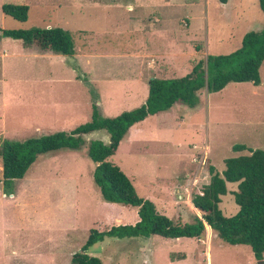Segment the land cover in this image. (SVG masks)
I'll return each instance as SVG.
<instances>
[{
    "label": "rangeland",
    "instance_id": "374dc122",
    "mask_svg": "<svg viewBox=\"0 0 264 264\" xmlns=\"http://www.w3.org/2000/svg\"><path fill=\"white\" fill-rule=\"evenodd\" d=\"M5 3L28 5L27 19L3 14ZM47 26L69 30L75 54L24 48L0 33V142L72 130L90 119L93 94L107 116L138 107L150 78L181 77L208 54L236 50L246 32L264 26V13L258 0H0V28ZM259 73L257 85L229 82L201 91L195 107L178 103L149 115L108 159L158 212L186 221L201 216L191 197L208 184V165L221 173L224 159L264 149V61ZM108 137L104 130L85 135L87 142ZM234 144L246 149L234 151ZM94 167L87 143L38 155L10 188L0 164V264H69L92 229L136 222L135 208L102 198ZM226 187L219 206L231 216L238 211L231 193L237 183ZM88 253L103 264L259 261L248 245L229 244L206 226L200 239L106 237Z\"/></svg>",
    "mask_w": 264,
    "mask_h": 264
},
{
    "label": "trees",
    "instance_id": "16d2710c",
    "mask_svg": "<svg viewBox=\"0 0 264 264\" xmlns=\"http://www.w3.org/2000/svg\"><path fill=\"white\" fill-rule=\"evenodd\" d=\"M219 1L225 3L227 0ZM258 2L264 13V0ZM1 10L3 14L23 22L28 17L29 7L5 3ZM0 33L4 37L20 40L24 48L66 56L75 53L72 33L62 27L0 28ZM263 61L264 26L246 32L236 50L227 54H208L199 59L184 76L150 78L145 101L116 116L105 115L97 96L93 94L90 119L72 130H60L21 141L2 139V182L10 188L15 180L25 176L40 154L60 149L78 150L87 143V154L95 163L93 180L102 198L135 208L137 220L134 224L113 225L103 231L92 229L81 249L71 255L69 264H103L98 256L88 253V248L106 237L148 238L159 235L164 238H201L205 230L204 222L221 240L232 245H248L255 259L260 260L264 252V149H248V154L224 159L221 173L213 165H208L209 183L201 190L202 194L195 193L191 197V203L202 214L201 217L194 214L192 221L182 217L172 219L158 212L154 203L139 196L131 179L108 158L115 153L128 129L149 115L178 103L195 107L201 91L217 92L229 82L259 84V68ZM72 66L77 68L76 65ZM95 130L107 132L108 141L90 139L87 142L85 135ZM232 149L241 151L246 146L234 144ZM227 182L237 183V189L231 193L238 211L231 216L224 215L219 207L221 197L227 193Z\"/></svg>",
    "mask_w": 264,
    "mask_h": 264
},
{
    "label": "crops",
    "instance_id": "0c3cea01",
    "mask_svg": "<svg viewBox=\"0 0 264 264\" xmlns=\"http://www.w3.org/2000/svg\"><path fill=\"white\" fill-rule=\"evenodd\" d=\"M231 1L232 0H227L225 3H221V4H223V5H228L229 3H231ZM48 27V26H47ZM149 30V29H148ZM152 31H154L155 29H151ZM175 47V46H174ZM75 54V53H74ZM171 54H173V53H171ZM166 55V54H165ZM167 55H169V54H167ZM75 69V68H74ZM170 78V77H169ZM253 84V83H252ZM205 91V90H204ZM206 92V91H205ZM187 106V105H186ZM103 108V107H102ZM103 112H104V110H103ZM161 112V111H160ZM158 113V112H157ZM104 114H105V112H104ZM153 115V114H152ZM148 117V116H147ZM144 120V119H143ZM140 122V121H139ZM138 123V122H137ZM137 123H135L134 125H132L129 129H128V131H127V133L125 134V136L123 137V139L126 137V138H133L134 136H136V134L137 133H135L136 131L134 130V126L137 124ZM134 133V134H133ZM122 139V140H123ZM121 140V141H122ZM131 142H133V140L131 141ZM194 147V146H193ZM206 152H205V150L202 152V154H199L200 155V158H199V161H198V163H199V166H198V169L200 170V168L202 167V163L205 161V159H206V157H205V154ZM192 161L193 162H196V159H195V156H194V158H192ZM199 170L196 172V173H198L199 172ZM209 183V182H208ZM184 189H187V191H188V193H189V195H190V190H191V188H187L185 185H183L182 186ZM201 190L200 189H198V192L197 193H199ZM193 205V204H192ZM220 207V206H219ZM195 208V207H194ZM196 209V208H195ZM134 216H135V214H134ZM198 216V215H197ZM199 217H201V216H199ZM206 225H208L206 222H204V226H206ZM208 227H209V229L210 230H212L211 228H210V226L208 225ZM213 231V230H212ZM192 238H195V237H192ZM197 239H200V238H197ZM253 253V252H252ZM254 256V255H253ZM182 258H185V256L184 257H182ZM255 258V257H254ZM257 260V259H256ZM260 260H262V264H264V252H263V255H262V259H260ZM255 262V260H251V263H254Z\"/></svg>",
    "mask_w": 264,
    "mask_h": 264
},
{
    "label": "water",
    "instance_id": "95a60500",
    "mask_svg": "<svg viewBox=\"0 0 264 264\" xmlns=\"http://www.w3.org/2000/svg\"><path fill=\"white\" fill-rule=\"evenodd\" d=\"M257 264H262V260H259Z\"/></svg>",
    "mask_w": 264,
    "mask_h": 264
},
{
    "label": "built area",
    "instance_id": "2783aa9c",
    "mask_svg": "<svg viewBox=\"0 0 264 264\" xmlns=\"http://www.w3.org/2000/svg\"><path fill=\"white\" fill-rule=\"evenodd\" d=\"M199 194H202V192L200 191Z\"/></svg>",
    "mask_w": 264,
    "mask_h": 264
}]
</instances>
